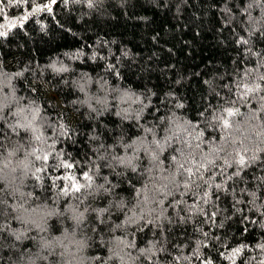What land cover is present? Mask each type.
I'll use <instances>...</instances> for the list:
<instances>
[{
  "label": "trees",
  "instance_id": "obj_1",
  "mask_svg": "<svg viewBox=\"0 0 264 264\" xmlns=\"http://www.w3.org/2000/svg\"><path fill=\"white\" fill-rule=\"evenodd\" d=\"M37 7L42 10L33 12ZM0 32L7 33L0 36V94L13 97L0 112V156L13 142L23 145L20 159L33 153L35 170L27 176L17 172L15 182L32 193L25 207L48 210L53 235L74 228L72 206L88 209L83 230L91 234L95 225L96 239L114 238L108 230L113 225L101 224L93 209L108 207L112 195L134 206L143 199L144 172L152 168L157 178L175 172L176 184L162 205L168 220L131 228L128 239L137 247L163 244L159 253L141 257V264H264V0H0ZM226 108L236 112L227 117L230 127L209 122ZM18 109L29 119L37 113L31 127L14 115ZM153 131L157 141L167 133L163 151L152 145ZM136 141L154 149L158 160L142 146L138 152L126 147ZM125 155L138 156L135 172L113 160ZM193 157L196 163H215L201 170L204 180L185 188L179 165L193 167ZM60 160L73 168L51 167ZM84 171L97 185L108 177L106 186L116 185L115 193L72 190L67 177L86 185ZM10 191L0 178V192ZM18 199L7 196L9 204ZM191 205L196 207L190 210ZM6 211L15 216L11 208ZM126 213L104 219L122 223ZM4 226L22 227L15 219ZM17 246L35 252L37 242ZM109 246L95 244L97 264H103ZM2 256L0 264H11L8 257L18 259L20 253L8 249ZM51 260L57 264V257Z\"/></svg>",
  "mask_w": 264,
  "mask_h": 264
},
{
  "label": "clouds",
  "instance_id": "obj_2",
  "mask_svg": "<svg viewBox=\"0 0 264 264\" xmlns=\"http://www.w3.org/2000/svg\"><path fill=\"white\" fill-rule=\"evenodd\" d=\"M11 97H4L0 94V112L3 108L11 102ZM23 109L15 111L14 115L22 117L25 123V127H31L32 123L36 121L37 113L31 114V119L27 116H23ZM2 118V116H0ZM155 131H153L152 145H156L159 151H163L165 147V141L168 140L167 133L165 134L164 141H157L155 139ZM158 144V146H157ZM143 147L145 152L149 155L152 161L158 160V156L155 154V150L150 148L144 141H136L134 144L127 145L126 147H135L138 152L140 147ZM24 151L23 145L16 142L12 143L10 148H6V155L0 156V178L8 181V186L11 189L9 193L0 192V208H4L5 211L0 214L3 219H0V259H3L2 253L4 250L11 249L14 252L20 253L18 259H13L11 256L8 259L11 264H52L51 257H57V264H97L101 260L99 255V249L95 247V244L103 247L105 244L110 245L107 249L108 255L103 258V264H112L116 261V264H141V257L148 258L151 255H155L162 250L161 246L158 247L156 243H152L149 247H137L135 240H129L128 237L133 236L134 232L131 231L132 227L139 228L141 221L150 223L152 225L159 226L162 219L168 220L166 216V210L162 205L164 199L173 195L171 185L176 184L175 172L170 174L168 178H157L154 176V170L148 168L145 170L144 175L147 177L145 180V189L142 190L143 199L137 201L132 206L130 201L121 196L119 200H116L115 193L116 185H112L108 188V177H103V183L97 185L93 180L91 186L85 185L86 189H90L91 193L96 194H109L112 195L111 201H109L106 208H95L93 211L97 215V219L103 225L112 224L113 227L108 229L113 233L114 238L105 240L104 236L95 238L97 233V226L93 225V233H87L81 228L82 225L89 223L88 221V209L85 208L83 212L77 211L72 206L69 207V211L73 213L72 220L75 223L74 228L69 231L64 229L61 235H53L48 228L45 216L48 214V210L45 208H32L25 207L30 203L32 193H25L21 190L20 184L15 182V174L21 172L23 176H27L35 170V161L30 159L33 155L31 152H25L24 158L20 159L18 153ZM183 154V153H182ZM113 160L119 166L126 169H130L133 172L136 171L137 164L134 161L138 160V156L113 157ZM109 167L113 168L112 163H109ZM157 168L162 170V166L157 164ZM165 181H167L165 183ZM20 183H23L21 179ZM157 185H163L158 187ZM11 195L13 199L17 200V203L9 204L7 196ZM83 203V200H81ZM155 205V206H154ZM113 206L115 211H113ZM11 208L15 213L13 217L6 209ZM127 209L128 218L122 223H116L111 219H104V216L112 217L117 213L125 212ZM10 219H15L21 223L20 228H5L4 222ZM122 232L123 238L115 236L116 231ZM32 231L37 232L36 237L29 236ZM13 238L11 243L5 242L3 233ZM29 239L37 242L36 251L33 252L30 249L26 252H20V247L17 244H24ZM90 252H95V255H90Z\"/></svg>",
  "mask_w": 264,
  "mask_h": 264
},
{
  "label": "snow or ice",
  "instance_id": "obj_3",
  "mask_svg": "<svg viewBox=\"0 0 264 264\" xmlns=\"http://www.w3.org/2000/svg\"><path fill=\"white\" fill-rule=\"evenodd\" d=\"M16 2H19V0H16ZM23 2L24 3H27L28 0H23ZM45 7L47 8L48 11H51L50 6H47L46 5ZM41 10L42 9L40 7H37L35 9H33V12H39ZM24 19H27V17H24ZM6 34H7L6 32H0V36H4ZM66 70L67 69H58V71H66ZM261 79H264V76H262ZM245 90L248 91V92L253 91V89H251V88H246ZM178 107H182V105H178ZM234 115H236V112L233 109L226 108V109H224V112H222L219 116L211 117V119H210L209 122L211 123L212 121H215L217 124H219L220 126H222L225 129H227L228 127L231 126L230 125V122H229V119L227 117H232ZM0 119H2V118H0ZM33 131H34V129H33ZM147 131L151 132L152 130L151 129H147ZM200 135H202V133H200ZM35 139L36 140H40L41 139V136L37 135L35 137ZM168 140H169V138H168ZM168 140H166L165 143H167ZM157 146H158V144H157ZM197 147H199V145H197ZM36 159L37 160H42L44 162H47L48 159H49V156L48 155H44V156L37 155L36 156ZM52 159H53V161H56L57 160V156L56 155H53L52 156ZM217 159H219V157H217ZM173 160H175V157H173ZM214 163H215V160H207V165H213ZM225 163L227 164V161L226 160H225ZM239 164L240 165H244L245 164V161H244L243 157H241V159L239 161ZM207 165L204 164V163H196L194 157H193V167H185L184 164H180L179 165L180 169H183V172H184V174L187 177V179L184 181L183 186L185 188H190V186L192 184H195L196 183V179L204 180L203 175H200V173H201V170L202 169L205 172H207V170H208ZM61 166L63 168H65V169H72L73 166H74V163H68L65 160H60L59 163H53L51 165V167L54 168V169H56L57 171L59 170V168ZM37 171H46V169L39 168V169H37ZM233 175L238 176L239 173L237 172V173H234ZM231 178L232 177L230 176L229 179H231ZM67 179L70 181L72 190H74L75 192H80L81 189H82V187H85V185H82L81 183H79V181L74 176H72V175L68 176ZM82 179L84 181H87L88 182L87 183V186H89V187L91 186V184H92V182L94 180L93 176L88 171H84L83 172ZM204 183H207V181L205 180ZM196 187H200V185L197 184ZM216 188L217 189H220V188H222V185L216 184ZM63 191L65 193H67L69 191V189L68 188H64ZM207 195H208V193L205 192L204 193V196L207 197ZM195 207H196V205H191L190 206V210L191 209H194ZM209 219H211V217H209ZM204 235L207 236L208 233H204ZM262 247H264V245H262ZM239 250L240 249H236V252H239ZM207 264H211V261H208Z\"/></svg>",
  "mask_w": 264,
  "mask_h": 264
},
{
  "label": "rangeland",
  "instance_id": "obj_4",
  "mask_svg": "<svg viewBox=\"0 0 264 264\" xmlns=\"http://www.w3.org/2000/svg\"><path fill=\"white\" fill-rule=\"evenodd\" d=\"M2 85H3L2 80H0V86H2ZM4 87H5V88H9L8 85H6V84H4ZM99 90H100V93H101V94H103V93L105 92L104 90L102 91V89H100V88H99ZM12 100H13V97H12V99H11V102H12ZM11 102H10V103H11ZM7 106H9V103L7 104Z\"/></svg>",
  "mask_w": 264,
  "mask_h": 264
}]
</instances>
